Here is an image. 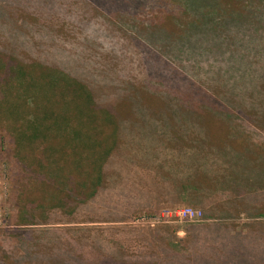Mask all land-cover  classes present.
Listing matches in <instances>:
<instances>
[{
	"label": "trees",
	"instance_id": "trees-1",
	"mask_svg": "<svg viewBox=\"0 0 264 264\" xmlns=\"http://www.w3.org/2000/svg\"><path fill=\"white\" fill-rule=\"evenodd\" d=\"M1 1L12 41L18 16L50 41L67 24L84 34L66 52L0 53V116L46 143L37 182L54 183L57 205L90 221L183 202L210 218L264 215V0H181L185 21L169 7L147 25L144 0Z\"/></svg>",
	"mask_w": 264,
	"mask_h": 264
},
{
	"label": "rangeland",
	"instance_id": "rangeland-1",
	"mask_svg": "<svg viewBox=\"0 0 264 264\" xmlns=\"http://www.w3.org/2000/svg\"><path fill=\"white\" fill-rule=\"evenodd\" d=\"M135 7L140 25H147L169 7L178 9L177 14L182 11L176 20L179 23L189 15L181 0H144ZM14 24L19 25L14 41L0 24L1 54L66 52L70 51L66 40L83 42L84 38L73 24L65 25L56 41L28 32L22 16ZM21 31L28 33L27 38ZM11 120L14 118L0 116V264H264V215L218 219L202 209V220L191 221L175 212L167 214L189 206L184 202L174 208H146L122 221H90L87 217L96 215L88 211L72 214L57 205L51 180L47 186L37 182V171L47 162L46 143L20 140L17 123L11 124ZM124 137L132 141L135 136ZM132 144L129 149L136 148ZM118 157L111 159L108 173L119 174V160L126 163L124 151ZM41 158L45 161L40 163ZM113 183L114 179L107 178L105 187ZM102 197L116 196L114 192ZM212 223L219 227H210Z\"/></svg>",
	"mask_w": 264,
	"mask_h": 264
},
{
	"label": "built area",
	"instance_id": "built-area-1",
	"mask_svg": "<svg viewBox=\"0 0 264 264\" xmlns=\"http://www.w3.org/2000/svg\"><path fill=\"white\" fill-rule=\"evenodd\" d=\"M175 212L178 217L187 218L191 221H200L203 217V211L191 206H185L174 211H167V214H172Z\"/></svg>",
	"mask_w": 264,
	"mask_h": 264
}]
</instances>
